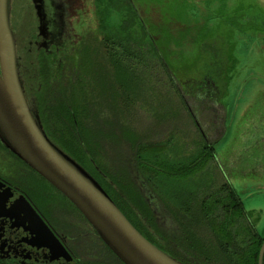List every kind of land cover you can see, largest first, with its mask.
<instances>
[{"label": "rangeland", "instance_id": "374dc122", "mask_svg": "<svg viewBox=\"0 0 264 264\" xmlns=\"http://www.w3.org/2000/svg\"><path fill=\"white\" fill-rule=\"evenodd\" d=\"M70 1L73 2V17L68 20L66 13H62L64 22L60 29L62 32L66 29L78 45L82 43L77 54L80 75L87 80L85 69L101 63L99 71L108 68L114 76L109 69L111 63L105 60L111 45L106 42L109 33L102 28L96 0ZM131 2L142 24L139 22L137 29L129 32L128 40L144 51L145 63L138 67L135 64L133 77L136 80L133 89L127 92L133 99L132 106L124 109L118 94L119 107L113 106L110 114L121 115L124 127L131 128L145 146L163 142L166 148L150 149L149 146L148 151L162 152L163 161L180 164L193 160L195 151L205 142L194 117L198 120L208 143H217V164L209 162L203 172L179 182L158 174L154 183L174 204L192 196L195 211L200 202L224 184V177L228 178L248 217L253 223L256 220L252 230L247 219L238 218L240 221L237 220L232 230V249L228 255H240L237 251L247 250L255 231L259 237H264V0ZM29 4L30 0H12L11 12L17 8L25 12ZM59 5L47 0L50 17L59 18L56 17ZM23 18L28 21L20 15L18 20ZM120 18L114 15L110 23H119ZM24 37L25 45L30 48L28 36ZM154 49L162 55L163 62L171 66L174 87L161 63L151 58ZM81 90L79 86L78 92ZM89 91L80 98L82 110L92 114L100 111L104 118L108 111L103 103L93 106L99 103V98ZM122 142L116 144L120 152L124 148ZM149 168L152 171V166ZM196 172L198 170L194 169L182 175ZM40 185V195L45 197L46 206L33 192L28 194L41 215L51 221L59 233L77 235L75 247L82 244L79 246L89 247V252L91 248L95 250L91 245H99L100 237L91 225L61 193L50 192L41 181ZM217 214L221 215V210ZM105 254L108 255L107 252L102 255ZM243 255L244 258L248 256ZM235 261L236 257L231 256L220 264H239Z\"/></svg>", "mask_w": 264, "mask_h": 264}, {"label": "trees", "instance_id": "16d2710c", "mask_svg": "<svg viewBox=\"0 0 264 264\" xmlns=\"http://www.w3.org/2000/svg\"><path fill=\"white\" fill-rule=\"evenodd\" d=\"M96 3L102 28L107 29L109 33L106 36V42L111 45V48L109 54L107 52L105 60L111 63L109 69L112 70L114 76L110 75L108 68L107 70L102 68L99 71L101 63L100 65L96 63L91 65L89 69H85L87 80H83L77 60V54L82 48V43L73 47L68 68L64 66L62 71L57 73L58 75L50 72V60L46 57L42 68L41 75L45 80L43 96L46 100L44 116L49 120L51 128H54L56 134L61 137V149L83 167H87L86 164H89L88 155L85 154L87 150L91 159L118 188L114 190L103 181H100L108 196L131 224L154 244V240L151 241V237L147 235L146 228L142 224L144 220L147 221V224L152 227L157 236L164 238L169 243L168 248L171 255H191V258L203 264H220L231 256L236 257L239 264H258L264 237H259L256 231L255 235H251V244L247 250L237 251L240 255H228L233 242L231 233L237 224V220L247 219L252 230L255 229L256 223V220L253 223L249 218L250 215L246 213L239 194L228 178L224 177V184L217 188L216 192L210 193L209 197L202 203L200 202V206L197 205L198 209L195 211L192 206V196H188L180 204H174L162 192H159L154 183L160 176L158 174H165L169 180L174 181L176 179L179 182L190 176L195 177L196 174H200L206 167L208 168L209 162L217 164L215 146L217 143L208 145L206 143L207 138L200 129L205 142L200 149L195 151V155L192 157L193 160L184 164L167 163L162 160V152L151 153L148 151L149 146L150 149L156 147L166 148L162 145L163 142L145 146V143L139 140L140 137L136 136L131 128L124 127L121 115L110 114V109L113 106L119 107L117 104L118 94L122 99L119 103L123 104L124 109L132 106L133 99L129 98L130 94H127V92L133 89L132 86L136 80L133 77V74H136L135 64L138 67L141 63L144 64L145 61L144 53H142L144 51H140L137 47L131 45L128 34L131 30L137 29V24L141 23V20L131 0H96ZM114 15H120L119 23H110ZM142 31L145 32L144 29ZM151 58H156L161 63V67L172 83V87H174L176 84L171 66L163 62L162 55L155 49ZM102 63L104 62L102 61ZM55 76H58V78L54 81ZM90 77L91 80L88 82ZM88 85H90V91ZM79 86L82 87L80 92H78ZM85 91L98 95L99 103H95L93 106L97 105L99 107V104L103 103L108 111L104 118L101 117L100 111L92 114L82 110L84 108L81 107L79 101ZM63 94L66 97L65 103L61 102ZM55 101L57 102L54 105ZM53 107L60 108L62 112L56 115V117H60V121H55L54 124L50 122ZM68 107L73 109V114L67 110ZM68 122L72 127V131L67 128ZM46 127L48 132H51L49 126ZM76 129L80 135L78 136L84 143L83 146L78 143ZM174 135H171L172 137L169 139L173 138ZM120 141H123L122 146L124 148L122 152L118 151L119 147L116 145ZM153 152H156V150ZM149 166H152V171ZM194 169L198 172L183 177V173L186 175L185 173L192 172ZM41 182L50 192L57 191L42 178ZM40 186H38L35 196L46 206L45 197L40 195ZM143 191H149L150 196H148V192L146 194ZM53 196H55V193ZM178 199V197L175 198L176 201ZM220 210L221 215L217 214ZM138 214L142 216V219ZM165 222L167 223L165 224ZM91 246L95 249L91 248L92 252H89V247L83 249V247L77 246L79 250L82 249V252L85 253V255H76L79 259L78 264H123L112 254L100 238L99 245L93 243ZM157 247L159 248V246ZM159 249L161 250V248ZM104 252H107L108 255H102ZM244 253L248 255L246 258L243 257ZM53 264L66 263L56 262Z\"/></svg>", "mask_w": 264, "mask_h": 264}, {"label": "water", "instance_id": "95a60500", "mask_svg": "<svg viewBox=\"0 0 264 264\" xmlns=\"http://www.w3.org/2000/svg\"><path fill=\"white\" fill-rule=\"evenodd\" d=\"M11 1L0 0L1 143L68 199L123 264H181L147 240L102 187L47 137L28 105L21 81L11 27ZM38 1L41 4V35L48 40L60 38L64 19L50 17L47 0ZM51 2L58 4V0ZM6 207L7 215L16 217L26 231L36 230L39 237L36 245L50 251L52 262L71 261L63 241L23 195L11 189L0 193V209ZM258 264H264V242Z\"/></svg>", "mask_w": 264, "mask_h": 264}, {"label": "flooded vegetation", "instance_id": "af4514ba", "mask_svg": "<svg viewBox=\"0 0 264 264\" xmlns=\"http://www.w3.org/2000/svg\"><path fill=\"white\" fill-rule=\"evenodd\" d=\"M62 2L61 0H58V5L60 4L62 6L60 7L56 17L59 16V18L64 19L62 13H66L65 17L69 20V18L71 19V17H73L71 8L73 7V2L70 0H62ZM40 7L41 4L38 0H30V4L25 9V12H23L19 8H17L15 12H11V26L16 42L17 57L19 62V73L23 84L25 96L33 115L37 117L40 125L42 126L49 140L60 150H62L66 155L71 157L68 153L61 149V137L56 134L54 128H51L49 120L46 119L44 116L46 110V100L43 96L45 80L42 77L41 73L42 68L45 64V57L50 60V72L52 74L58 75L57 73L62 71V68L64 66L68 68L70 61L69 58L71 57V51L77 43L74 41V37L71 36L66 29H64L63 32L60 29L61 37L58 39L48 40L43 37V35H41L42 22L40 18ZM19 15L21 17H27L28 21L24 18L19 21ZM69 27L70 29H72L71 32L73 35L72 23L69 24ZM24 35H27L29 38L30 48L25 45L26 39ZM57 78L58 76H55L53 78L54 81ZM65 100L66 97H64L63 94V99L61 102H64ZM56 102L57 101L54 102V105L56 104ZM67 110H69L73 114L72 108L68 107ZM58 113H62L60 108L53 107L51 109V123L54 124L55 121H60V117H56ZM194 120L196 123V128L200 130L201 126L198 120L195 119V117ZM46 126H49V130L51 132H48ZM67 128L70 129L69 131H72V127L69 122L67 124ZM76 131V138L79 141L78 143L83 146L84 143L79 137L80 135L78 134V130L76 129ZM206 142L208 145H210L208 143V140H206ZM85 154L88 155L87 158L89 161V164H86L87 167H83L74 158H71L75 162H77L101 187L102 185L100 181H103V183H105L109 187H112L114 190L118 189L109 180L107 174H105L95 163V161L91 159L90 154L87 150L85 151ZM0 170L4 172V174L0 172V193L5 191L6 189H11L15 191L16 194L23 195L24 198L32 205V207L35 208L37 212L41 215L39 209L34 205L31 197L28 194V192H33V194L37 193V189L41 181L40 176L28 166H26L9 150H7L5 146L1 143V141ZM147 192L144 193L150 196V192ZM7 209L8 207H6L5 210L0 209V263L53 264L58 262L66 264H78L79 259L76 255H85L82 250H79L77 247H75V243L78 242L77 235L73 234L72 236H70L68 234L66 235L63 233H59L55 229L51 221L48 222L41 215L48 224L49 228L59 237L60 240L63 241L66 251L69 253V255H71V261L62 259L59 261L52 262L50 251L47 248L38 247L36 245V242L39 240L36 230L26 231L22 226L18 224V220L16 219V217H14L13 215H7ZM138 216L140 217V219H142V216L140 214H138ZM166 223L167 222H165V224ZM142 224L146 228L147 235L151 237V241L154 240L155 246H159V248H161L163 252L168 254L173 259L177 260L181 264H203L198 260L191 258V255H171V252L168 248L169 243L166 242L164 238L158 237L152 227L147 224V221L144 220ZM72 261L73 263H71Z\"/></svg>", "mask_w": 264, "mask_h": 264}]
</instances>
